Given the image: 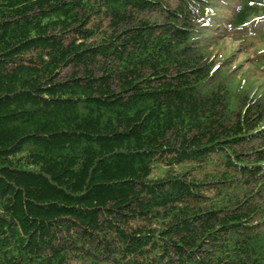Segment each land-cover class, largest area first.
<instances>
[{"label": "trees", "instance_id": "trees-1", "mask_svg": "<svg viewBox=\"0 0 264 264\" xmlns=\"http://www.w3.org/2000/svg\"><path fill=\"white\" fill-rule=\"evenodd\" d=\"M0 264H264V0H0Z\"/></svg>", "mask_w": 264, "mask_h": 264}, {"label": "rangeland", "instance_id": "rangeland-1", "mask_svg": "<svg viewBox=\"0 0 264 264\" xmlns=\"http://www.w3.org/2000/svg\"><path fill=\"white\" fill-rule=\"evenodd\" d=\"M224 42H225V46L223 49H219L215 47L214 51L223 53V56L227 57L230 60V62L239 65L240 66L239 69H241L239 71L247 70L250 66L249 63L250 53L244 49L239 51L238 50L239 49L238 47H240L238 46L239 42H236L233 36H228L226 40H224ZM235 56H238L237 60H235Z\"/></svg>", "mask_w": 264, "mask_h": 264}]
</instances>
